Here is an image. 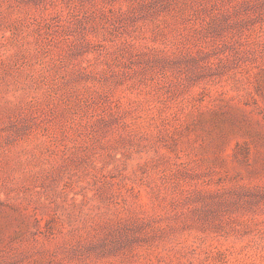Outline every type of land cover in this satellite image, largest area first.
Listing matches in <instances>:
<instances>
[{
	"label": "rangeland",
	"instance_id": "1",
	"mask_svg": "<svg viewBox=\"0 0 264 264\" xmlns=\"http://www.w3.org/2000/svg\"><path fill=\"white\" fill-rule=\"evenodd\" d=\"M0 264H264V0H0Z\"/></svg>",
	"mask_w": 264,
	"mask_h": 264
}]
</instances>
